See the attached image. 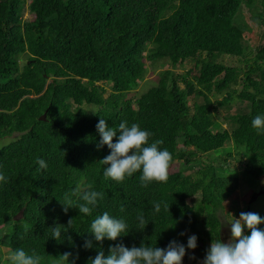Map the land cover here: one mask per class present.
<instances>
[{
    "label": "trees",
    "instance_id": "obj_1",
    "mask_svg": "<svg viewBox=\"0 0 264 264\" xmlns=\"http://www.w3.org/2000/svg\"><path fill=\"white\" fill-rule=\"evenodd\" d=\"M261 2L0 0V140L13 138L0 146V264H167L194 247L218 264V211L240 214L239 180L264 176V44L246 58L242 16L261 18ZM187 61L192 81L162 69L129 96L147 63ZM235 98L248 108L221 130Z\"/></svg>",
    "mask_w": 264,
    "mask_h": 264
},
{
    "label": "rangeland",
    "instance_id": "obj_2",
    "mask_svg": "<svg viewBox=\"0 0 264 264\" xmlns=\"http://www.w3.org/2000/svg\"><path fill=\"white\" fill-rule=\"evenodd\" d=\"M260 9L264 11V2L260 3ZM257 10V9H256ZM256 12L252 11L246 7L242 8V16L247 23L249 22L252 26V30L247 32L246 35V42L248 45V54L246 55V58H251L254 55V49L255 47H260L264 44V15L260 18L256 16ZM25 17L30 18L29 12L25 13ZM249 28V27H248ZM249 30V29H248ZM232 59V62H231ZM223 61L225 62H231V63H237V64H243V62H239L236 57H224ZM163 65V66H162ZM170 68L175 74L179 75H186V72L189 71V69H192L190 73L187 74V78L192 81V76L196 72L195 70V62L194 61H187L182 64H178L176 66H171L169 63L162 64L160 62L157 63H147V70L144 77L140 80L138 87L129 95H140L141 93L145 92L148 88L151 86L156 85L158 81V75L159 71L162 69ZM179 85L183 88L185 86V83L180 80ZM107 91H110V87L108 85H105ZM239 89V87H237ZM191 103V99H188ZM236 101L231 100L230 101V107L228 108H219L218 111V122L220 123V129H231L238 125L236 118L228 117L230 114H235L238 112H244L247 110L248 105L245 102H240L237 98H235ZM13 138H5L0 140V146L8 143ZM216 151H212L208 154L202 155L203 160L213 159L216 157ZM235 156L229 157L228 162L233 163L239 170L241 168V165L234 160ZM247 161V159L243 160ZM180 167L179 162H174L170 168V172L177 171ZM198 168L194 164L189 169L185 170V173H194V171ZM264 188V176L262 177V183H257L255 181L248 182L239 180L238 187L233 194L234 200L238 202L240 207H244L247 205V203H251L250 205L246 206V209L241 211V213L238 216H233L230 218L227 215H224V212L221 210L218 211V218L220 219L222 223V227L224 230L229 227V225L232 224L234 227L235 233H240L243 235V237L247 240L248 246L251 252V257L255 258V256L261 255V253L264 251V192H261ZM255 192H258L259 194H256ZM256 194V195H255ZM253 199V200H251ZM248 207V208H247ZM204 211V210H203ZM197 220H200V218L197 216ZM231 223V224H230ZM198 226H202L200 222H198ZM8 234V233H7ZM187 235V234H186ZM8 237V235H6ZM219 242H210L208 245L210 246L209 253L211 256L218 262V264H224L223 261L232 260L233 264L237 263V260L240 258L239 253L236 256L237 259L231 258L230 254H228V249L232 248L234 246L232 241L224 240L221 232L219 234ZM221 241H224L221 242ZM5 249V248H3ZM230 250V249H229ZM207 255L208 252H206ZM202 254L200 252H197V249L194 247L187 251H179L174 258L167 264H201L205 260V257H201ZM4 257H7L6 249L4 251ZM206 261V260H205ZM215 262V263H216Z\"/></svg>",
    "mask_w": 264,
    "mask_h": 264
},
{
    "label": "water",
    "instance_id": "obj_3",
    "mask_svg": "<svg viewBox=\"0 0 264 264\" xmlns=\"http://www.w3.org/2000/svg\"><path fill=\"white\" fill-rule=\"evenodd\" d=\"M256 194H259V193H256ZM251 200H253V199H251ZM236 216H238V214ZM201 244H202V242H201ZM237 246H239V256H240L241 259L250 258L251 257V254H250V251H249V248H248V243H247V241L244 238H242V237L238 238Z\"/></svg>",
    "mask_w": 264,
    "mask_h": 264
},
{
    "label": "flooded vegetation",
    "instance_id": "obj_4",
    "mask_svg": "<svg viewBox=\"0 0 264 264\" xmlns=\"http://www.w3.org/2000/svg\"><path fill=\"white\" fill-rule=\"evenodd\" d=\"M231 230V231H230ZM222 233H224V238L226 240H229V241H232L231 243L234 244L233 247H237V240H238V236L236 235V233L232 232V226L229 225L228 229L227 230H224V228L222 227V230H221ZM238 248V247H237ZM239 249V248H238Z\"/></svg>",
    "mask_w": 264,
    "mask_h": 264
},
{
    "label": "clouds",
    "instance_id": "obj_5",
    "mask_svg": "<svg viewBox=\"0 0 264 264\" xmlns=\"http://www.w3.org/2000/svg\"><path fill=\"white\" fill-rule=\"evenodd\" d=\"M243 7H245V6H243ZM246 8H248V7H246ZM249 9V8H248ZM261 192H263V190L261 191ZM255 193H258V192H255ZM251 203H247V205H250ZM236 215V214H235ZM238 215H239V213H238ZM231 224V223H230ZM231 226H232V224H231ZM228 228H226L225 230H227ZM231 231V230H230ZM232 232H234V227L232 226ZM235 233V232H234ZM221 235H222V237L224 236V233H222L221 232ZM236 235L239 237V238H244L243 237V235L242 234H240V233H236ZM223 239L225 240V238L223 237ZM245 239V238H244ZM246 240V239H245ZM247 241V240H246ZM221 242H223L224 243V241H221ZM248 243V242H247ZM210 244H211V242H210ZM249 245V244H248ZM238 248H239V246H237ZM237 247H233V248H237ZM248 248H249V246H248ZM249 251H250V249H249ZM250 254H251V252H250Z\"/></svg>",
    "mask_w": 264,
    "mask_h": 264
}]
</instances>
